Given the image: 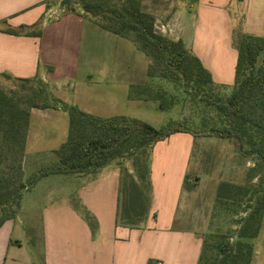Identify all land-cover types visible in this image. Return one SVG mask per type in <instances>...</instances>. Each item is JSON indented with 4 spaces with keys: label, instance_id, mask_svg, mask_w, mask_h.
<instances>
[{
    "label": "crops",
    "instance_id": "obj_1",
    "mask_svg": "<svg viewBox=\"0 0 264 264\" xmlns=\"http://www.w3.org/2000/svg\"><path fill=\"white\" fill-rule=\"evenodd\" d=\"M141 6L154 17L155 29L181 41L220 88L233 86L240 34L264 36V0H141ZM74 12L51 18L46 0H0V80L39 77L59 87L60 80L72 78L73 50L55 47L48 39L58 33L67 38ZM78 108L101 118L129 117ZM31 134L28 128L24 161H38L41 153L51 156L57 149L30 144ZM171 179L152 180L145 219L139 226H128L118 220L121 178L115 168L46 176L22 193L15 219L0 227V264H198L202 241L195 229L181 224V210H189V202L179 177L176 186ZM73 197L94 215L95 233L71 205ZM251 264H264V260L253 256Z\"/></svg>",
    "mask_w": 264,
    "mask_h": 264
},
{
    "label": "rangeland",
    "instance_id": "obj_2",
    "mask_svg": "<svg viewBox=\"0 0 264 264\" xmlns=\"http://www.w3.org/2000/svg\"><path fill=\"white\" fill-rule=\"evenodd\" d=\"M47 3L53 11L51 18L75 11L66 30L67 38L58 33L53 40L48 39L55 47L73 50L72 78L60 80L59 87L39 77L27 81L9 77L0 80V88L20 110L34 109L31 107L34 99L50 106L42 111L32 110L29 115L30 144L59 148L68 128V114L61 108L62 103L86 107L97 115L124 113L160 129L181 122L194 130H203L215 121V110L200 99L201 95H187L166 79L148 76L149 60L132 39L95 25L91 14L84 13L76 0H48ZM36 27L41 29L40 24ZM232 88H213L211 93L226 96ZM158 93L164 94L161 101L165 108H159V101L154 98ZM129 95L144 100H131L127 98ZM177 136L180 137L156 142L151 151L123 154L105 167L115 168L120 174L121 206L129 195L131 181L137 183L146 200L152 192V180L166 176L174 179L176 186L179 177L187 197L185 202H189V210H181V224L187 223L188 229H195L202 241L201 264H211L217 241L223 236L230 238V242L235 241L240 222L258 206L264 194V166L255 157L238 152L232 140L214 136L194 138L184 133ZM186 136L190 139L186 140ZM7 149L6 145L1 148L0 171L5 170L3 175L16 178L17 173L8 169L10 165L15 166L18 155ZM40 157L38 161L31 158L24 161L23 156L22 179L55 162L46 152ZM221 183L240 190L237 195L231 192L230 199L219 203L216 195ZM37 190L41 191L35 194L44 191ZM120 213L125 217L123 210ZM261 214V233L249 242L253 256L264 260V207Z\"/></svg>",
    "mask_w": 264,
    "mask_h": 264
},
{
    "label": "trees",
    "instance_id": "obj_3",
    "mask_svg": "<svg viewBox=\"0 0 264 264\" xmlns=\"http://www.w3.org/2000/svg\"><path fill=\"white\" fill-rule=\"evenodd\" d=\"M115 1L118 0H76V3L84 13L91 14L94 23L102 29L134 41L149 60L148 76L166 79L187 95H201L200 99L215 110V121L203 130H194L181 122H173L160 129L126 116L101 118L75 105L62 103L61 108L68 114V128L65 140L51 152L55 162L40 167L24 180L21 163L30 110H20L7 92L0 88V155L3 145L18 155L15 166L10 165L8 169L17 173L18 177L3 175L5 170L0 171V227L5 221L15 219L22 193L38 180L54 174H95L115 158L140 150L142 153L148 149L151 151L156 142L175 133H187L194 138L214 136L232 140L238 152L255 157L264 166V36L240 34L236 42L233 88L226 96L213 94V88L218 86L214 84L210 72L181 41H174L155 30V19L143 11L141 0ZM30 33L39 36L38 32ZM163 95L158 93L154 96L159 101V108H165V103L161 101ZM31 107L46 109L50 106L34 99ZM147 175L149 181V172ZM140 177L143 180L145 176L142 174ZM129 185V195L123 206L119 199L118 220L128 226H139L147 215L151 198H143L135 181ZM121 190L122 187L120 194ZM238 190L240 187L221 183L216 199L223 203L230 199L231 192L237 195ZM70 203L95 233L98 223L94 215L77 198H71ZM263 207L264 194L256 209L240 222L235 231V241L230 242V238L224 236L217 241L212 250L211 264L252 263L254 251L249 240L260 234ZM121 210L125 212V217L121 216ZM201 254L202 250L198 264H201Z\"/></svg>",
    "mask_w": 264,
    "mask_h": 264
}]
</instances>
